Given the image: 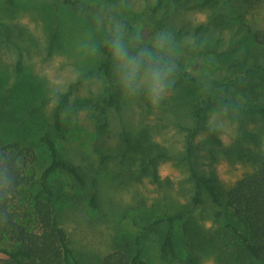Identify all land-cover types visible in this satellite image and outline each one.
I'll list each match as a JSON object with an SVG mask.
<instances>
[{"label": "rangeland", "instance_id": "1", "mask_svg": "<svg viewBox=\"0 0 264 264\" xmlns=\"http://www.w3.org/2000/svg\"><path fill=\"white\" fill-rule=\"evenodd\" d=\"M82 1L94 7L88 16L73 11L61 0H15L14 3L0 0V144H19L26 148L25 153L32 150L39 163L43 162L46 153L37 136L44 129H51L54 106L62 95L69 93L63 113L67 141L61 146L62 152L98 179L97 207L92 208L88 192L77 191L69 180L59 178L64 186L59 202L61 222L83 264H104L106 255L131 245L147 222L184 211L188 213L185 221L174 227V259L161 260L158 255V242L166 225L146 235L145 256L151 264H187L192 255L199 264H260L242 251L225 228V210L209 203L192 207L187 172L182 166L165 160L154 179L138 173L135 160L101 164L103 154L120 147L124 131L132 139L141 138L142 133L150 136L145 137L140 150L146 148L178 156L183 151V128L192 121L187 105L176 111L166 109L171 97L166 88L159 103L154 105L147 84L138 88L135 84L129 86L118 60L115 59L110 76L100 70L103 61L100 47L109 38L112 42L116 31L132 56L140 54L123 22L132 33L148 38L152 30L142 12L156 0ZM240 5V0L227 2L223 7L225 12L219 13L221 23H210L209 30L201 34L206 45L229 50L235 42L237 45L232 50H236L229 54L239 57L246 46H251L246 24L264 31V3L247 9ZM213 12L211 9L175 11L170 7L161 14L176 29L190 30L209 22ZM57 27L61 28L60 39L50 53V38ZM186 42H192L190 35ZM184 58V62L188 61ZM143 73L141 68V76ZM139 80L140 77L138 83ZM112 94L120 100L119 109L94 105ZM31 102L38 105L37 110L31 109ZM30 111L35 112L37 121L24 128L25 115ZM236 119L239 118L225 112L210 113L209 124L218 129L222 146L217 161L201 160L202 168L216 175L225 190L255 171L264 158V114L256 115L246 124ZM105 121L109 128L101 132L98 126ZM256 135L259 145L249 140ZM236 146H240L243 156L251 154L255 159H238Z\"/></svg>", "mask_w": 264, "mask_h": 264}, {"label": "trees", "instance_id": "2", "mask_svg": "<svg viewBox=\"0 0 264 264\" xmlns=\"http://www.w3.org/2000/svg\"><path fill=\"white\" fill-rule=\"evenodd\" d=\"M14 3L15 0H3ZM229 0H156L143 10L152 32L149 37L139 36L123 25L136 42L139 52L156 53L160 62L174 65L168 74L166 90L171 97L166 109L176 111L179 107H190L191 125L183 128L185 138L182 152L172 156L167 152L140 150L144 146L147 133L141 138L132 139L126 131L122 134L120 147L100 157L101 164L118 161L124 164L138 161L137 172L143 176L157 178L159 165L171 160L187 172V182L191 191L192 207L210 204L225 210V228L239 243L242 251L256 263L264 264V158H261L255 171L243 176L230 189L225 190L219 178L202 168L201 160H218L222 146L218 129L209 124L211 112H225L239 123L246 124L258 114H264V31L253 29L246 24V35L251 46L236 57L232 48L217 49L206 45L201 34L209 30L210 23H221L219 13ZM241 8H250L264 0H240ZM62 4L81 15H90L93 6L82 0H61ZM114 3L115 0H108ZM175 11L211 9L209 22L198 24L190 30L176 29L161 11L164 8ZM126 25V26H125ZM61 28L53 29L49 52L52 53L60 39ZM162 34H167L173 54L159 51L156 43ZM189 35L192 42L187 43ZM191 41V40H190ZM111 39L101 45L103 61L100 70L108 76L115 67ZM239 49V48H238ZM237 49V50H238ZM183 53V57L182 56ZM188 61H183V58ZM190 61V62H189ZM154 64L157 59H153ZM190 63V64H189ZM19 68L21 63L19 62ZM147 65L142 67L145 71ZM20 71V70H19ZM118 92V89H117ZM70 94L62 95L52 111L51 129H44L38 137L39 145L46 153V159L39 163V157L19 144H0V264H83L73 249L69 235L61 222L60 201L64 186L59 178L64 177L80 192H88L89 204L97 207V177L90 176L72 159L65 157L61 146L67 141L63 113ZM25 99L24 96H21ZM27 99V98H26ZM102 102V104H101ZM116 94L103 101L94 102L96 107L120 108ZM32 110L38 105L31 102ZM24 128L36 122L35 112L25 115ZM34 127V126H32ZM101 132L109 128L107 121L99 124ZM203 137L202 139H200ZM259 145V137L249 138ZM238 159L253 161L251 154L243 156L240 146ZM187 211L152 220L140 227V232L131 245L121 247L104 257V264H151L145 256V237L154 230L166 225L158 242L159 259H174L176 245L174 227L184 222ZM219 214V213H218ZM221 214L218 215L220 217ZM187 264H199L196 256H189Z\"/></svg>", "mask_w": 264, "mask_h": 264}, {"label": "clouds", "instance_id": "3", "mask_svg": "<svg viewBox=\"0 0 264 264\" xmlns=\"http://www.w3.org/2000/svg\"><path fill=\"white\" fill-rule=\"evenodd\" d=\"M113 56L119 61L120 67L124 70V79L129 86L135 84L140 87L142 84H147L152 94V102L154 105L159 103L163 97L168 74L172 72L174 65H167L160 62V58L156 53H150L147 56L141 52L138 56H132L125 44L123 43L122 35L116 31L114 39L111 43ZM159 51L173 54L169 37L167 34H162L156 43ZM153 59H157V63H153ZM147 65L143 76H141V68ZM140 77L139 83L137 78Z\"/></svg>", "mask_w": 264, "mask_h": 264}]
</instances>
